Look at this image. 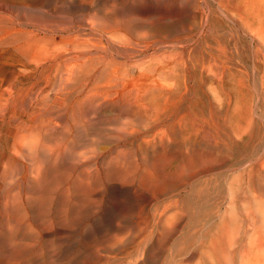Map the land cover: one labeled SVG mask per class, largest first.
Wrapping results in <instances>:
<instances>
[{
  "label": "rangeland",
  "instance_id": "1",
  "mask_svg": "<svg viewBox=\"0 0 264 264\" xmlns=\"http://www.w3.org/2000/svg\"><path fill=\"white\" fill-rule=\"evenodd\" d=\"M123 1L124 0H0V27H4L10 30L14 28L12 29V31L14 32L18 30H22V31L27 30L28 32L36 31V33L42 39H44L42 46H41L43 50L41 54L42 57L41 56L39 57V59L37 60V64H35L34 66H31L28 61L23 59V61L28 66L27 68L24 69L21 66H17L19 65V62H11L10 64L13 66L10 72H8L7 74V80L4 84L5 90L7 89V90L12 91L13 100H16L18 96L21 97L19 98L21 100L20 102L16 104L14 103L11 104L9 107L6 108L2 116L0 115V211H1L0 212V241H1L0 244H2L0 245V256H1L0 264H4V263L5 264H23V263L24 264H50V263L53 264L54 262H56L57 264L59 262H60L59 264H135L136 260L138 259H139V263H142L144 261V257L140 256V251L146 246H148L149 248H152L151 246H153V248L151 249L152 251L151 254L154 255L155 257L154 261L148 264H166V263H170L169 258L172 256V253L174 250L180 251L181 249H185V248L188 249L189 248L188 246H191L193 244V241L194 243H198L201 240H205L208 234L217 235L216 233H218V231H220V229L224 225L228 224L227 226L232 232L233 230H235V228L236 229L240 228V230L244 232L245 222L242 221L241 219H246L248 215V210L250 209L254 210V208L258 204H263L264 202V180H263L264 179V141H263L264 140V125H263L264 124L263 123L264 122V84H263L264 81H262L264 80L263 79L264 78V57H263L264 56V50H263L264 49V35H261V34H264V0H203V1L202 0H189V1L187 0L186 1L185 0H176V1L175 0H152V2L151 0H125L124 2ZM166 1H169V2L166 3ZM113 4H114V7H113ZM142 5L147 6V7H142ZM95 6H98V7L96 8ZM105 6L107 7L106 9H105ZM109 6L111 7V9H114L112 10V12L109 9L110 8ZM178 6L180 7V9H177L179 8ZM121 7H122V10H121ZM135 8L137 12H135ZM99 10H101V13ZM161 10L163 11L161 12ZM194 10L196 13H194ZM141 12H144V13L142 14ZM210 12H211V15H210ZM95 13H97V15ZM99 13H100V16H99ZM193 13L194 15L197 14V16L194 17ZM137 14L138 16H136ZM25 16L26 18H24ZM117 16H120V17H117ZM139 16H140V19H139ZM111 17H113V21L110 20L112 19ZM162 17L164 20L161 19ZM94 18H97V19L99 18V19L97 21L96 19L94 20ZM104 18H106V20H104ZM92 19L94 20L93 22H91ZM89 20L91 21L89 22ZM116 20H118V22ZM139 21L140 23H138ZM110 23L112 25H110ZM193 23L195 24V26ZM89 24H91L90 25L91 28L90 26H88ZM115 24H119V25H115ZM129 24H131L132 27ZM233 24H234V28H233ZM128 26L130 27L128 28ZM110 27H111V30H110ZM137 27L139 30L137 29ZM81 29L82 31H80ZM108 29L110 30V32L112 31L113 33L108 32ZM44 30L45 31L48 30V31L45 32ZM115 31L117 32L114 33ZM202 31L204 32V34ZM118 33L120 34L119 36H117ZM159 34L162 35V36L160 35L162 38L159 36ZM92 35H94L95 38L94 36L92 37ZM112 35H115V37H113ZM149 35L151 39L149 38ZM14 36H16L15 33L13 34V37ZM124 36L125 38H128V39H125ZM121 37L122 39H119ZM77 38H78V41H76ZM89 38L90 40H87ZM112 38H116V40L114 39L112 40ZM143 38L145 39L143 40ZM117 39H119V42L117 41ZM64 40H67L69 42L67 43ZM85 40L88 42L89 45L87 44ZM95 40L99 41L100 43L99 42L97 43V41ZM131 40L132 42H130ZM158 40H161V41H158ZM49 41L50 43H54V44L50 45ZM72 41H74L76 44L74 45ZM89 41H92V43ZM95 42H96V45L98 44L97 46L95 45ZM80 43L82 47L80 46ZM130 43L133 44V46ZM139 43L142 45H140ZM111 44L114 45L115 47L111 46ZM128 44L131 46H129ZM134 44L137 46L140 45L141 47L140 46L136 47ZM104 45L106 46V49ZM120 45L123 47H120ZM191 45L193 46L191 47ZM203 45L206 46V48ZM95 47L97 50H95ZM167 47H169L168 48L169 50L167 49ZM121 48L122 49L124 48V49L122 50ZM126 48L129 50H127ZM136 48L137 49L139 48V50H137ZM49 49L54 50L53 59L47 58L48 56H47L46 50H49ZM126 50H127V53L125 52ZM128 51L131 52V55L128 53ZM119 52H120V56L117 57L119 55ZM80 53H83V54H80ZM90 53L92 54V56ZM0 55L2 57H5V55H3L1 52H0ZM99 55L101 56L99 57ZM1 56H0V60H1ZM127 58H129L130 61L129 60L127 61ZM90 60H93V61L90 62ZM94 62L96 66H98V68L95 66ZM162 62H164L165 64H163ZM240 63L243 64L244 66L241 65ZM84 64H88V68H86L87 65H84ZM106 64L108 66L111 65L110 68ZM116 64L118 67L116 66ZM140 69L143 71H139ZM46 70H48V72ZM187 70L189 71L187 72ZM144 72H147V74L149 75H147ZM176 73L178 74L176 75ZM231 73L232 74L234 73L233 76H230L232 75ZM86 76H89V77H86ZM103 77H106V78H103ZM106 79L108 80V82ZM101 80L103 81V83ZM76 81L78 82L76 83ZM95 81L98 85L96 83L95 84L93 83ZM109 81H111V84ZM58 85L60 86L58 87ZM75 92H76V95H75ZM86 92L88 95L86 94ZM90 95H91V99L89 98ZM183 96H184V99L182 98ZM224 96H227V98H225ZM64 97L66 98L63 99ZM212 97L214 101H212L211 99ZM68 104L70 107H68ZM74 106L76 107L75 109H74ZM181 109L182 111L179 112ZM163 114L165 116V119H164V116L162 117ZM214 114L216 117H214ZM116 116L118 117V119H116L117 118ZM69 117H71L70 118L71 120L69 119ZM106 118L109 120H107ZM130 119L133 120L134 123ZM101 120H104V121H101ZM114 120L116 121V123ZM118 120L120 121V124ZM78 121L79 123H77ZM83 122H85V124ZM101 123L105 124L106 126L102 125ZM188 123L190 125H188ZM221 123L223 124L222 126H221ZM79 125H82L83 127ZM114 125L116 126L119 125V126L116 127ZM90 126L92 127V129L90 128ZM120 126L121 128H119ZM42 127H44V129ZM54 127L56 129H53ZM68 128L69 129L71 128L72 130L71 129L69 130ZM76 128L78 130L79 129L81 130L77 131ZM86 130L88 131L87 136L85 134L87 133ZM106 130L107 132H105ZM81 131L82 132L84 131V132L82 133ZM121 131H125V132H121ZM108 132L110 133L107 136H105ZM36 133L38 135H36ZM118 133L120 134L121 138L119 137ZM102 135L105 136L106 138L105 137L102 138ZM73 136H74V139H73ZM88 136H91V137H88ZM45 137L48 138L49 140H47ZM29 138L31 139V141H33V144L31 143V141H29L30 140ZM45 139L47 140L46 142H44ZM108 139L109 140L113 139V140L109 141ZM94 140H96V142ZM84 141H85L84 144L81 143ZM103 142H105L106 144L108 142V144L107 145L103 144ZM116 142L119 144L116 145ZM227 142H229L230 144ZM26 143L28 144V147H30L29 149ZM43 143L45 145L48 144V146H45ZM68 143L70 145H68ZM87 143L89 146H87ZM37 144H39L40 146ZM75 144L76 145L78 144V145L75 147L74 146ZM68 146H71V147L69 148ZM91 146L94 151L96 150L95 152L91 150ZM47 147L51 151L46 150L48 149ZM204 147L206 149H204ZM42 148L43 149L45 148V150H41ZM70 149L72 151H70ZM99 149L101 151H99ZM226 149H228V151ZM23 150H25V153H27L28 155L25 154ZM230 150H233V151L230 152ZM48 151L50 152V154L48 153ZM81 151H83L85 155H83L84 153H82ZM90 151H92L93 154ZM198 152H201L203 154L202 155L201 153L198 154ZM46 153H48L49 155H47ZM56 154H57V157H56ZM34 155H36L37 159L34 157ZM42 155H45V156H42ZM53 155L56 157V159ZM207 155L209 156L207 157ZM214 155L219 158L215 157ZM58 156L60 157V159L58 158ZM146 156L147 158H145ZM148 156H149V159L151 157L150 160L148 159ZM223 156L224 158H222ZM251 156L252 157L254 156V157L252 158ZM23 157L24 159H27V158L28 159L24 160ZM29 157L30 159L33 158V160H30ZM41 157L42 159H45V160H42ZM119 157L122 159H120ZM211 157L213 159L210 160ZM57 158L59 160H57ZM63 158L64 160L66 158V161L62 162ZM133 158H135V161L132 160ZM216 158L218 161L215 162L214 159ZM77 159H78V162H80L81 160L82 161L78 163ZM110 160L112 161L113 166L115 165V167L112 166ZM130 160H132V162H130ZM71 161L74 163H72ZM31 162L32 163L34 162V165ZM65 162L67 163L65 164ZM108 162H110V164H108ZM113 162L116 164H114ZM26 163H29V165ZM53 163H55L54 166H53ZM17 164H19L18 167H17ZM45 166L46 167L48 166V167L46 168ZM74 168H77V169H74ZM142 169H143V172H142ZM86 170L87 171L90 170L91 172L89 171L87 172ZM20 173L21 175H19ZM43 173L45 175H43ZM46 174L48 176H46ZM40 176H42V178ZM184 176L186 177L184 178ZM13 177L15 179H13ZM99 177H102V178H99ZM107 177H108V180L105 179ZM137 177H138V180H137ZM28 178H30L29 180H31V182L28 181ZM77 178L78 180H76ZM15 180H17V183ZM83 181L84 182L86 181L85 184ZM34 182H36L37 184H35ZM63 183H65L64 184L65 188L62 185ZM16 184L17 186L19 184L20 185L17 187ZM75 184L77 186H75ZM34 185H36V187L38 186V188H33L35 187ZM49 185L51 186V188L49 187ZM125 185L129 187H126ZM81 186L85 189V191L82 189ZM114 186H115V189H114ZM14 187H17V188H14ZM39 187L41 189H39ZM8 188L11 189V191L14 190L13 193ZM48 188L49 190H52V192L46 190ZM101 189L103 190L101 191ZM124 189H126V191ZM4 191L7 193L5 194ZM15 191L19 192L20 195L19 193L17 194L14 193ZM54 191L56 192V196H55ZM110 191L114 193L112 194V192ZM186 191L188 193H186ZM41 192L43 195L41 194ZM257 192H259L260 194ZM29 193H30V196H28ZM115 193L117 195H115ZM11 194L13 195V197ZM14 194L15 196L17 195L16 197L18 198H15ZM101 194L103 195L101 196ZM108 195L109 197H107ZM113 195H114V198H112ZM39 196H41L40 199H39ZM49 196L50 197L54 196V198H48ZM43 197L47 202L45 200L41 201L43 200L42 199ZM127 197H129V199H127ZM8 198H11V199H8ZM138 198L143 200V202L141 200H138ZM25 199H27L28 201L27 200L25 201ZM64 199L66 200V202ZM100 199H102V201H100ZM17 201L19 203H17ZM35 201H37L38 203H36ZM53 201L55 203L58 201L60 202L53 204L54 203ZM120 201L121 202L123 201V202L121 203ZM129 201L131 202L134 201V203L132 202L133 204L130 205L131 202ZM255 201L257 203H255ZM33 202H34V205H33ZM48 202H49L50 210L51 208H53L51 212L47 205ZM139 202L141 203L138 205L137 203ZM44 203L46 206L44 205ZM73 203H76L77 205ZM87 203H89V205ZM109 203L111 204L113 203V204L111 205ZM15 204L16 205L20 204L19 205L20 207L16 206ZM28 204L30 205L29 209L27 208ZM39 205H41V207H39ZM172 205H175L178 207V210H176L177 214L175 217V221H176L175 224L177 226L175 225V228H174L175 230L173 229V232H170L168 228L166 229V227H168L167 226L168 222L166 223L167 219L164 220L165 218H167V215H165L164 212L165 210H167L168 206H172ZM32 206L33 208L35 206L34 212H33ZM36 206L38 207L36 208ZM91 206H93V208ZM94 206H96V209ZM1 207H4V208H1ZM19 208L24 211L22 212V210H20ZM31 208H32V211H31ZM82 208L83 210H81ZM54 209L57 210L58 212V213L56 212L57 215L55 213L56 210L54 211ZM73 209H74V212H73ZM77 209H79L81 212ZM86 209L88 210L86 211ZM108 209L109 211H107ZM18 210L21 213H23V215H20V212H18ZM25 211L26 212L30 211V213L29 212L26 213ZM65 211L66 213H64ZM103 211H106V212H103ZM116 211H118L119 213H117ZM238 211L241 214H239ZM24 212L28 215L24 214ZM68 212L71 214V216L70 214H68ZM96 212L97 213L99 212V213L97 214ZM33 213H35V215ZM103 213L105 214L103 215ZM106 213L110 214L108 217H111V218H108L106 216L108 214ZM5 214H8V215H5ZM15 215L17 217H15ZM50 215L53 220L51 218H48V216ZM26 216L31 220H29ZM42 216L46 218L45 219L46 221L44 220ZM57 216H58V219L56 218ZM3 218L4 220H2ZM26 218L28 220H25ZM33 218L35 219L33 220ZM65 218L67 222L66 221L64 222ZM85 218H86V221H84ZM19 219L20 221H17ZM48 219H49V223L53 221L52 224L57 221L55 223V226L57 225L59 227H55L54 224L53 225L49 224L47 221ZM151 219L154 221V223L151 222L152 221ZM7 220L9 221L7 222ZM100 220L102 221L100 222ZM158 220L163 221L162 224ZM22 221H25V224ZM229 221L231 222L229 223ZM237 221L238 223H236ZM35 222L36 223L38 222L39 226H38V223L36 224ZM138 222L139 223L141 222L143 225L141 223L139 224ZM58 223L60 225H58ZM99 223L100 225H98ZM156 223L159 225H157ZM31 224H33L34 227ZM108 224L110 226H108ZM121 224H123L124 226ZM130 224H132V226ZM70 225H72L73 227ZM76 225L77 227H75ZM248 225H250V223H248ZM82 226L83 228H81ZM127 226L128 228H126ZM15 227L16 228L19 227V230L17 229L16 233L15 231H13L16 229ZM148 227L150 230L148 229ZM24 228L25 229L27 228V229L25 230ZM30 228L33 229V230L31 229L33 232L30 230ZM42 228H43V231L41 230ZM76 228L77 230H75ZM73 229L75 230V234H74ZM54 230L58 232H55ZM87 230L88 231L91 230V231L85 232ZM151 230H154L153 235H152ZM18 231H20V233ZM78 231L79 232L81 231V232L79 233ZM94 231L95 233H93ZM149 231H150V234H148ZM23 232H24V235L26 232H28L30 236L27 233H26L27 236H24ZM82 232L85 234H83ZM141 233H143V235ZM155 233L156 234L158 233L157 236ZM16 234H19V235H16ZM15 235L16 237H14ZM31 235H33L35 239ZM40 235H42L43 238ZM69 235L71 238L68 237ZM95 235L98 238L95 237ZM118 235L120 238L117 237ZM146 235L148 236V238H146L147 237ZM166 235L167 237L168 236L169 237L167 238ZM130 236L131 238H129ZM152 236H154V238ZM6 237L8 238L5 239ZM50 237L52 238L49 239ZM64 237L66 240L64 239ZM108 237L111 239L109 240ZM170 237H174V239L176 240L178 238L177 242L179 244L176 243L175 246L173 245L170 246L171 245L170 244L171 241L169 240ZM43 239L45 242L43 241ZM53 239L54 240L56 239L55 242H57L58 240V242L55 243ZM91 239L94 241L92 242ZM149 239H151V241ZM152 239L154 242H152ZM165 239L166 241H164ZM50 240L51 241L53 240L52 242L53 244L50 243L51 242ZM157 240L159 244L157 243ZM13 241L15 243L14 245H12ZM38 241H39V244H38ZM68 241L71 245L68 243ZM112 241L113 242L115 241V242L112 243ZM169 241L170 243L167 244L166 242H169ZM184 241L186 242V244H184L185 243ZM102 242H105V244ZM9 243L11 245H9ZM61 243H63V245ZM79 243H80V246H79ZM134 243L136 244V246ZM114 244H116L117 246ZM148 244L149 245L151 244V245L149 246ZM161 244H163L165 248ZM177 245H181V246L179 247ZM38 246H40V248ZM31 247L34 249V251ZM118 247H121V248L119 249ZM18 248L21 250L19 251ZM24 248L25 250L23 251ZM52 248L54 250H52ZM13 249H15L16 251H13ZM61 249L62 251L64 249L66 250L62 252ZM154 249H156V251H154ZM28 251L32 252L35 256L31 254L32 258L30 259L29 258L30 254H28L30 252ZM41 251L42 253L40 254ZM9 252L11 253L12 256L10 255ZM69 252H70V255H69ZM80 252H83V253H80ZM12 253L15 254L16 255L15 257L17 258H14ZM46 253H47V256H46ZM64 254L67 256V258ZM76 254L77 256L79 255L78 256L79 258L76 257ZM162 254H164L165 257L162 256ZM24 255L26 256V258H24L25 257ZM50 255H52L53 257H51ZM71 255L72 256L74 255V256L72 257ZM10 257H12L13 259ZM43 257L46 258V260ZM27 259L28 260L30 259L29 262ZM120 259H123V260H120ZM51 260L54 262H52ZM187 263L189 262L186 261V264Z\"/></svg>",
  "mask_w": 264,
  "mask_h": 264
},
{
  "label": "bare ground",
  "instance_id": "2",
  "mask_svg": "<svg viewBox=\"0 0 264 264\" xmlns=\"http://www.w3.org/2000/svg\"><path fill=\"white\" fill-rule=\"evenodd\" d=\"M125 1V0H124ZM123 1V2H124ZM176 1V0H175ZM186 1V0H185ZM187 1H189V0H187ZM203 1V0H202ZM106 2V1H105ZM133 2V1H132ZM142 2V1H141ZM149 2V1H148ZM151 2H152V0H151ZM167 2H169V1H166V3ZM170 2H172V1H170ZM191 2H193V1H191ZM210 2V1H209ZM212 2V1H211ZM56 3V2H55ZM113 3V2H112ZM112 3H110V4H112ZM135 3V2H134ZM150 3V2H149ZM164 3V2H163ZM177 3H178V1H177ZM110 4H108V5H110ZM148 4V3H147ZM146 4V5H147ZM171 4V3H170ZM175 4H176V2H175ZM192 4V3H191ZM190 4V5H191ZM205 4V3H204ZM212 4V3H211ZM20 5V4H19ZM103 5V4H102ZM126 5H128V4H126ZM144 5V4H143ZM142 5V7H147V6H143ZM164 5V4H163ZM186 5V4H185ZM90 6V5H89ZM118 6V5H117ZM116 6V7H117ZM121 6V5H120ZM152 6V5H151ZM157 6V5H156ZM159 6V5H158ZM161 6V5H160ZM184 6V5H183ZM182 6V7H183ZM212 6V5H211ZM210 6V7H211ZM88 7V6H87ZM96 8L98 7V6H95ZM110 7V6H109ZM113 7H114V4H113ZM127 7V6H126ZM179 7V6H178ZM185 7V6H184ZM188 7V6H187ZM194 7V6H193ZM209 7V8H210ZM213 7V6H212ZM85 8V7H84ZM89 8V7H88ZM107 7L105 6V9H106ZM161 8V7H160ZM168 8V7H167ZM170 8V7H169ZM174 8H176V7H174ZM219 8V7H218ZM22 9V8H21ZM100 9V8H99ZM103 9V8H102ZM104 9V10H105ZM110 10H111V12H112V10H114V9H111V7L109 8ZM171 9V8H170ZM177 9H180V7L179 8H177ZM220 9V8H219ZM72 10V9H71ZM95 10V9H94ZM118 10V9H117ZM120 10V9H119ZM121 10H122V7H121ZM159 10V9H158ZM205 10H206V8H205ZM55 11V10H54ZM100 11V13H101V10H99ZM107 11H109V10H107ZM129 11V10H128ZM154 11V10H153ZM157 11V10H156ZM163 10H161V12H162ZM181 11V10H180ZM44 12V11H43ZM73 12V11H72ZM116 12V11H115ZM115 12H114V14H115ZM132 12V11H131ZM135 12H137V10H136V8H135ZM139 12V11H138ZM160 12V13H161ZM190 12H192V11H190ZM189 12V13H190ZM41 13V12H40ZM100 13H99V16H100ZM103 13H104V11H103ZM102 13V14H103ZM118 13H120V12H118ZM130 13V12H129ZM128 13V14H129ZM142 14L144 13V12H141ZM150 13V12H149ZM151 13H152V11H151ZM165 13V12H164ZM168 13V12H167ZM186 13V12H185ZM194 13H196L195 12V10H194ZM194 13H193V15H194ZM46 14H47V12H46ZM87 14V13H86ZM96 15H97V13H95ZM101 14V15H102ZM109 14V13H108ZM128 14H127V16H128ZM170 14V13H169ZM182 14V13H181ZM92 15V14H91ZM110 15V14H109ZM117 15V14H116ZM122 15V14H121ZM145 15V14H144ZM155 15V14H154ZM186 15V14H185ZM210 15H211V12H210ZM16 16V15H15ZM93 16H95V15H93ZM105 16V15H104ZM103 16V17H104ZM111 16V15H110ZM113 16V15H112ZM136 16H138V14L136 15ZM195 16H197V14L196 15H194V17ZM90 17V16H89ZM109 17V16H108ZM117 17H120V16H117ZM150 17V16H149ZM156 17V16H155ZM159 17V16H158ZM205 17H206V15H205ZM24 18H26V16L24 17ZM58 18V17H57ZM92 18V17H91ZM112 19H110V20H112L113 21V17H111ZM137 18V17H136ZM144 18V17H143ZM157 18V17H156ZM170 18V17H169ZM171 18H172V16H171ZM186 18H188V17H186ZM59 19H61V18H59ZM97 20L98 21V19L97 18H94V20ZM117 19V18H116ZM118 19H120V18H118ZM123 19H125V18H123ZM122 19V20H123ZM131 19V18H130ZM139 19H140V16H139ZM151 19V18H150ZM149 19V20H150ZM161 19H163V17L161 18ZM199 19V18H198ZM26 20V19H25ZM80 20H82V19H80ZM93 19H92V21L91 20H89V22L91 21V22H93L94 21ZM100 20H101V18H100ZM104 20H106V18H104ZM143 20V19H142ZM147 20V19H146ZM152 20V19H151ZM155 20V19H154ZM160 20V19H159ZM158 20V21H159ZM164 20V19H163ZM163 20H162V22H163ZM166 20V19H165ZM191 20H193V19H191ZM195 20V19H194ZM208 20V19H207ZM23 21V20H22ZM69 21H71V20H69ZM109 21V20H108ZM117 22H118V20H116ZM121 21V20H120ZM131 21H133V20H131ZM145 21V20H144ZM174 21V20H173ZM227 21H228V19H227ZM77 22V21H76ZM114 22H115V20H114ZM113 22V23H114ZM124 22V21H123ZM130 22V21H129ZM161 22V21H160ZM161 22V23H162ZM170 22V21H169ZM194 22V21H193ZM198 22V21H197ZM209 22V21H208ZM70 23V22H69ZM103 23V22H102ZM127 23V22H126ZM138 23H140V21L138 22ZM151 23H152V21H151ZM156 23H157V21H156ZM165 23V22H164ZM173 23V22H172ZM25 24V23H24ZM72 24V23H71ZM85 24V23H84ZM97 24H99V23H97ZM105 24V23H104ZM128 24V23H127ZM155 24V23H154ZM194 24V23H193ZM193 24H192V26H193ZM12 25V24H11ZM22 25V24H21ZM31 25V24H30ZM77 25V24H76ZM91 24H89L88 26H90ZM102 25V24H101ZM110 25H112L111 23H110ZM114 25V24H113ZM115 25H119V24H115ZM121 25V24H120ZM130 26H131V24H129ZM133 25V24H132ZM156 25V24H155ZM182 25V24H181ZM14 26V25H13ZM28 26V25H27ZM32 26V25H31ZM93 26H95V25H93ZM130 26H128V28L130 27ZM139 26V25H138ZM148 26V25H147ZM183 26H185V25H183ZM194 26H195V24H194ZM26 27V26H25ZM34 27V26H33ZM36 27H38V26H36ZM42 27V26H41ZM97 27V26H96ZM96 27H94V28H96ZM114 27V26H113ZM112 27V28H113ZM117 27V26H116ZM122 27V26H121ZM132 27V26H131ZM188 27V26H187ZM197 27V26H196ZM32 28V27H31ZM90 28H91V26H90ZM100 28V27H99ZM118 28V27H117ZM117 28H115V29H117ZM140 28V27H139ZM194 28V27H193ZM199 28H200V26H199ZM233 28H234V24H233ZM12 29H14V28H12ZM12 29L10 30V29H6V28H4V27H0V52L3 54V55H5V57H2L1 55V60H0V115L2 116V114L5 112V110H6V108L7 107H9L11 104H16V103H18V102H20V100L21 99H19V98H21V97H17L16 98V100H13V97H12V91L11 90H5L4 89V84H5V82H6V80H7V74H8V72H10V70H11V68H12V66L13 65H11L10 63L11 62H19V65H17V66H21L22 68H27L28 66L26 65V63L23 61V59H25L26 61H28L29 63H30V65L31 66H34L35 64H37V60L39 59V57L41 56V54H42V52H43V50H42V48H41V46H42V43H43V41H44V39H42L37 33H36V31H32V32H28L27 30L26 31H22V30H18V31H16V32H14V31H12ZM15 29H17V28H15ZM46 29H47V27H46ZM77 29V28H76ZM131 29V28H130ZM129 29V30H130ZM137 29H138V27H137ZM143 29V28H142ZM142 29H140V30H142ZM202 29V28H201ZM96 30V29H95ZM110 30H111V27H110ZM110 30L108 29V32H110ZM113 30V29H112ZM135 30V29H134ZM139 30V29H138ZM178 30V29H177ZM180 30V29H179ZM200 30V29H199ZM45 31V30H44ZM48 31V30H47ZM47 31H45V32H47ZM80 31H82V29L80 30ZM85 31V30H84ZM119 31V30H118ZM183 31V30H182ZM181 31V32H182ZM197 31V30H196ZM237 31V30H236ZM262 31V30H261ZM261 31H260V33H261ZM55 32V31H54ZM101 32V31H100ZM117 31H115L114 33H116ZM120 32V31H119ZM136 32H137V30H136ZM142 32V31H141ZM176 32V31H175ZM184 32V31H183ZM203 32V31H202ZM15 33V35L16 36H14L13 37V34ZM66 33V32H65ZM73 33V32H72ZM92 33V32H91ZM104 33V32H103ZM110 33H113L112 31L110 32ZM110 33H109V35H110ZM128 33V32H127ZM139 33H140V31H139ZM237 33V32H236ZM263 33V32H262ZM101 34V33H100ZM142 34V33H141ZM175 34V33H174ZM173 34V35H174ZM202 34V33H201ZM203 34H204V32H203ZM89 35H90V33H89ZM120 34L118 33V35L117 36H119ZM127 35V34H126ZM138 35V34H137ZM161 34H159V36H160ZM187 35V34H186ZM223 35V34H222ZM233 35V34H232ZM261 35H264V34H261ZM52 36H54V35H52ZM94 35H92V37H93ZM95 36H96V34H95ZM95 36H94V38H95ZM98 36V35H97ZM113 37H115V35H112ZM112 36H110V37H112ZM129 36V35H128ZM152 36V35H151ZM156 36V35H155ZM154 36V37H155ZM162 36V35H161ZM160 36V37H161ZM175 36V35H174ZM182 36V35H181ZM203 36V35H202ZM201 36V37H202ZM206 36V35H205ZM226 36V35H225ZM228 36V35H227ZM235 36V35H234ZM243 36V35H242ZM108 37V36H107ZM109 37V38H110ZM148 37V36H147ZM146 37V38H147ZM157 37V36H156ZM173 37V36H172ZM222 37H224V36H222ZM246 37V36H245ZM94 38H92V39H94ZM99 38H100V36H99ZM103 38V37H102ZM116 38H118V37H116ZM116 38H112V40L114 39V40H116ZM124 38H125V36H124ZM149 38H150V35H149ZM148 38V39H149ZM158 38V37H157ZM162 38V37H161ZM235 38V37H234ZM243 38V37H242ZM249 38V37H248ZM80 39V38H79ZM85 39V38H84ZM91 39V40H92ZM98 39V38H97ZM119 39H122V37L121 38H119ZM119 39H117V41L119 42ZM125 39H128V38H125ZM133 39V38H132ZM138 39V38H137ZM142 39V38H141ZM145 38H143V40H144ZM147 39V40H148ZM151 39V38H150ZM155 39V38H154ZM169 39H171V38H169ZM87 40H90V38L89 39H87ZM100 40H101V38H100ZM104 40V39H103ZM136 40V39H135ZM139 40V39H138ZM167 40V39H166ZM188 40V39H187ZM221 40V39H220ZM252 40V39H251ZM65 42H69V41H67V40H64ZM76 41H78V38H77V40ZM80 41V40H79ZM86 41V40H85ZM85 41H84V43H85ZM95 41H97V40H95ZM116 41V42H117ZM134 41V40H133ZM158 41H161V40H158ZM193 41V40H192ZM197 41V40H196ZM73 43H74V45L76 44L74 41H72ZM81 42V41H80ZM87 42V41H86ZM89 42H91L92 43V41H89ZM99 41H97V43H98ZM102 42V41H101ZM110 42V41H109ZM115 42V41H114ZM126 42V41H125ZM130 42H132V40L130 41ZM188 42V41H187ZM203 42V41H202ZM208 42V41H207ZM225 42H227V41H225ZM90 43V44H91ZM94 43V42H93ZM100 43V42H99ZM111 43V42H110ZM120 43H122V42H120ZM128 43V42H127ZM156 43H157V41H156ZM155 43V44H156ZM183 43V42H182ZM189 43V42H188ZM195 43V42H194ZM237 43V42H236ZM49 44L51 45V44H54V43H50V41H49ZM49 44H47V45H49ZM87 44H88V42H87ZM102 44V43H101ZM104 44V43H103ZM113 44V43H112ZM111 44V46H114V45H112ZM131 44V43H130ZM140 44V43H139ZM159 44V43H158ZM184 44V43H183ZM190 44V43H189ZM188 44V45H189ZM46 45V46H47ZM89 45V44H88ZM95 45H96V42H95ZM98 45V44H97ZM96 45V46H97ZM116 45V44H115ZM129 45V44H128ZM132 46H133V44H131ZM131 45H129V46H131ZM135 45V44H134ZM140 45H142V44H140ZM140 45H138V46H140ZM169 45H171V44H169ZM180 45V44H179ZM194 45V44H193ZM193 45H191V47L193 46ZM217 45V44H216ZM80 46H81V43H80ZM105 46V45H104ZM136 47H138L137 45H135ZM134 46V47H135ZM154 46V45H153ZM181 46V45H180ZM180 46H179V48H180ZM204 46V45H203ZM235 46H236V44H235ZM78 47H79V45H78ZM82 47V46H81ZM83 47H84V45H83ZM100 47V46H99ZM115 47V46H114ZM120 47H123V46H121L120 45ZM120 47H118V48H120ZM141 47V46H140ZM164 47V46H163ZM183 47H185V46H183ZM190 47V48H191ZM205 48H206V46H204ZM210 47V46H209ZM208 47V48H209ZM262 47V46H261ZM52 48V47H51ZM67 48V47H66ZM87 48V47H86ZM91 48V47H90ZM94 48V47H93ZM117 48V49H118ZM130 48V47H129ZM132 48V47H131ZM169 47H167V49H168ZM188 48H189V46H188ZM187 48V49H188ZM212 48V47H211ZM257 48V47H256ZM105 49H106V46H105ZM115 49V48H114ZM122 49V48H121ZM124 49V48H123ZM122 49V50H123ZM127 49V48H126ZM137 49V48H136ZM140 49H142V48H140ZM148 49V48H147ZM166 49V50H167ZM236 49V48H235ZM254 49V48H253ZM259 49V48H258ZM95 50H97L96 49V47H95ZM111 50V49H110ZM119 50V49H118ZM127 50H129V49H127ZM127 50L125 51L126 53H127ZM131 50V49H130ZM137 50H139V48L137 49ZM158 50V49H157ZM160 50V49H159ZM163 50V49H162ZM169 50V49H168ZM172 50V49H171ZM264 50V49H263ZM79 51V50H78ZM112 51V50H111ZM142 51V50H141ZM175 51H177V50H175ZM80 52V51H79ZM99 52V51H98ZM133 52V51H132ZM140 52V51H139ZM139 52H137V53H139ZM154 52V51H153ZM152 52V53H153ZM181 52V51H180ZM9 53V54H8ZM46 53H47V58H51V59H53V56H54V50H51V49H49V50H46ZM128 53L131 55V52L130 51H128ZM151 53V54H152ZM236 53H237V51H236ZM253 53V52H252ZM80 54H83V53H80ZM86 54V53H85ZM91 54V53H90ZM186 54V53H185ZM184 54V55H185ZM94 55V54H93ZM133 55V54H132ZM142 55V54H141ZM237 55H238V53H237ZM261 55V54H260ZM6 56H7V58H6ZM59 56V55H58ZM77 56V55H76ZM79 56V55H78ZM87 56V55H86ZM91 56H92V54H91ZM101 55H99V57H100ZM120 56V52H119V55L117 56V57H119ZM140 56V55H139ZM147 56V55H146ZM145 56V57H146ZM42 57V56H41ZM84 57V56H83ZM94 57V56H93ZM114 57V56H113ZM112 57V58H113ZM116 57V58H117ZM142 57V56H141ZM145 57H143V58H145ZM264 57V56H263ZM46 58V57H45ZM64 58V57H63ZM111 58V59H112ZM124 58H126V57H124ZM135 58V57H134ZM140 58V57H139ZM142 58V59H143ZM141 59V60H142ZM217 59H219V58H217ZM216 59V60H217ZM238 59V58H237ZM240 59V58H239ZM62 60V59H61ZM81 60V59H80ZM83 60V59H82ZM118 60V59H117ZM129 60V58H127V61ZM175 60V59H174ZM173 60V61H174ZM91 61H93V60H90V62ZM126 61V62H127ZM130 61V60H129ZM262 61V60H261ZM63 62V61H62ZM89 62V61H88ZM123 62V61H122ZM167 62V61H166ZM171 62V61H170ZM175 62V61H174ZM241 62V61H240ZM46 63V62H45ZM128 63H130V62H128ZM163 64H165L164 62H162ZM169 63V62H168ZM185 63V62H184ZM89 64V63H88ZM88 64H84V65H87V67L86 68H88ZM94 64H95V62H94ZM103 64V63H102ZM170 64V63H169ZM241 64V63H240ZM46 65V64H45ZM107 65V64H106ZM160 65H162V64H160ZM168 65V64H167ZM166 65V66H167ZM241 65H243V64H241ZM16 66V67H17ZM47 66V65H46ZM68 66V65H67ZM94 66V65H93ZM95 66H96V64H95ZM105 66V65H104ZM108 66V65H107ZM111 66V65H110ZM110 66H108L109 68H110ZM114 66H115V64H114ZM116 66H117V64H116ZM244 66V65H243ZM49 67V66H48ZM47 67V68H48ZM59 67V66H58ZM92 67V66H91ZM97 68H98V66H96ZM118 67V66H117ZM122 67V66H121ZM171 67H173V66H171ZM85 68V69H86ZM109 68H108V70H109ZM114 68H116V67H114ZM131 68V67H130ZM163 68H164V66H163ZM169 68V67H168ZM234 68V67H233ZM250 68V67H249ZM248 68V69H249ZM43 69V68H42ZM54 69V68H53ZM60 69V68H59ZM142 69V68H141ZM139 70V71H143V70ZM57 70V69H56ZM79 70V69H78ZM92 70H93V68H92ZM116 70V69H115ZM174 70V69H173ZM26 71V70H25ZM33 71V70H32ZM35 71V70H34ZM45 71V70H44ZM47 72H48V70H46ZM77 71V70H76ZM189 70H187V72H188ZM247 71H249V70H247ZM24 72V71H23ZM82 72V71H81ZM84 72V71H83ZM86 72V71H85ZM93 72V71H92ZM117 72V71H116ZM171 72V71H170ZM174 72V71H173ZM244 72V71H243ZM41 73H43V72H41ZM89 73H90V71H89ZM88 73V74H89ZM94 73H95V71H94ZM96 73H97V71H96ZM101 73V72H100ZM130 73V72H129ZM144 73H146L147 74V72H144ZM159 73V72H158ZM165 73H167V72H165ZM245 73V72H244ZM29 74V73H28ZM60 74H62V73H60ZM78 74V73H77ZM120 74V73H119ZM143 74V73H142ZM175 74V73H174ZM178 73H176V75H177ZM224 74V73H223ZM232 74V73H231ZM234 74V73H233ZM233 74L232 75H230V76H233ZM249 74V73H248ZM80 75H82V74H80ZM108 75V74H107ZM111 75V74H110ZM147 75H149V74H147ZM238 75V74H237ZM30 76V75H29ZM33 76V75H32ZM43 76V75H42ZM46 76V75H45ZM51 76V75H50ZM103 76H105V75H103ZM241 76H242V74H241ZM241 76H240V78H241ZM246 76V75H245ZM41 77V76H40ZM79 77V76H78ZM82 77V76H81ZM86 77H89V76H86ZM92 77H93V75H92ZM97 77V76H96ZM107 77V76H106ZM106 77H103V78H106ZM116 77V76H115ZM223 77H224V75H223ZM52 78V77H51ZM137 78V77H136ZM150 78V77H149ZM40 79V78H39ZM48 79V78H47ZM46 79V80H47ZM102 79V78H101ZM239 79V78H238ZM264 79V78H263ZM42 80V79H41ZM59 80H61V79H59ZM72 80V79H71ZM79 80H80V78H79ZM78 80V81H79ZM85 80V79H84ZM107 80V79H106ZM113 80V79H112ZM111 80V81H112ZM166 80V79H165ZM165 80H164V82H165ZM193 80V79H192ZM69 81V80H68ZM78 81H76V83L78 82ZM83 81V80H82ZM102 81V80H101ZM111 81H109L110 82V84H111ZM257 81V80H256ZM262 81H264V80H262ZM41 82V81H40ZM98 82V81H97ZM107 82H108V80H107ZM154 82V81H153ZM156 82V81H155ZM167 82V81H166ZM192 82V81H191ZM48 83V82H47ZM46 83V84H47ZM94 84L96 83V81L95 82H93ZM102 83H103V81H102ZM115 83V82H114ZM170 83V82H169ZM59 84V83H58ZM97 84V83H96ZM105 84V83H104ZM257 84V83H256ZM264 84V83H263ZM65 85V84H64ZM98 85V84H97ZM96 85V86H97ZM107 85V84H106ZM132 85V84H131ZM224 85V84H223ZM259 85V84H258ZM257 85V86H258ZM60 85H58V87H59ZM66 86V85H65ZM71 86H73V85H71ZM70 86V87H71ZM100 86V85H99ZM63 87V86H62ZM82 87V86H81ZM105 87H107V86H105ZM251 87V86H250ZM256 87V86H255ZM261 87V86H260ZM34 88V87H33ZM41 88V87H40ZM97 88V87H96ZM111 88V87H110ZM224 88V87H223ZM72 89V88H71ZM222 89V88H221ZM263 89V88H262ZM57 90V89H56ZM73 90H75V89H73ZM98 90V89H97ZM121 90V89H120ZM187 90V89H186ZM32 91V90H31ZM68 91V90H67ZM109 91V90H108ZM33 92V91H32ZM54 92V91H53ZM66 92V91H65ZM70 92V91H69ZM79 92V91H78ZM82 92V91H81ZM124 92V91H123ZM201 92V91H200ZM199 92V93H200ZM223 92V91H222ZM34 93V92H33ZM198 93V92H197ZM18 94V93H17ZM20 94V93H19ZM32 94V93H31ZM38 94V93H37ZM86 94H87V92H86ZM85 94V95H86ZM101 94V93H100ZM99 94V95H100ZM192 94V93H191ZM190 94V95H191ZM210 94V93H209ZM258 94V93H257ZM7 95H8V97H7ZM26 95H27V93H26ZM41 95V94H40ZM75 95H76V92H75ZM88 95V94H87ZM108 95H109V93H108ZM195 95V94H194ZM226 95V94H225ZM261 95V94H260ZM16 96V95H15ZM31 96V95H30ZM56 96V95H55ZM210 96V95H209ZM71 97H73V96H71ZM79 97V96H78ZM107 97V96H106ZM188 97H190V96H188ZM196 97V96H195ZM225 98H227V96H224ZM259 97V96H258ZM30 98V97H29ZM38 98V97H37ZM41 98V97H40ZM43 98V97H42ZM66 97H64L63 99H65ZM69 98V97H68ZM90 99H91V95H90V97H89ZM183 99H184V96L182 97ZM81 99H83V98H81ZM100 99V98H99ZM212 99V101H214L213 100V97L211 98ZM71 100V99H70ZM97 100V99H96ZM95 100V101H96ZM193 100V99H192ZM46 101V100H45ZM77 101V100H76ZM75 101V102H76ZM86 101V100H85ZM99 101V100H98ZM211 101V100H210ZM210 101H209V103H210ZM232 101V100H231ZM25 102V101H24ZM23 102V103H24ZM199 102V101H198ZM5 103H6V105H5ZM68 103V102H67ZM71 103V102H70ZM77 103V102H76ZM99 103V102H98ZM207 103V102H206ZM29 104V103H28ZM34 104V103H33ZM45 104V103H44ZM49 104H50V102H49ZM80 104V103H79ZM87 104V103H86ZM89 104V103H88ZM93 104V103H92ZM95 104V103H94ZM24 105V104H23ZM22 105V106H23ZM48 105V104H47ZM57 105V104H56ZM55 105V106H56ZM84 105V104H83ZM208 105V104H207ZM19 106H20V104H19ZM25 106H26V104H25ZM31 106V105H30ZM48 107V106H47ZM57 107V106H56ZM68 107H70L69 106V104H68ZM87 107V106H86ZM181 107V106H180ZM63 108H65V107H63ZM76 107L74 106V109H75ZM97 108V107H96ZM99 108H100V106H99ZM50 109H52V108H50ZM61 109V108H60ZM109 109V108H108ZM216 109V108H215ZM21 110H22V108H21ZM67 110H68V108H67ZM90 110H92V109H90ZM96 110V109H95ZM98 110V109H97ZM27 111V110H26ZM33 111V110H32ZM101 111V110H100ZM105 111H106V109H105ZM109 111V110H108ZM134 111V110H133ZM182 111V109L179 111V112H181ZM40 112V111H39ZM44 112V111H43ZM43 112H41V113H43ZM130 112V111H129ZM191 112V111H190ZM219 112V111H218ZM225 112V111H224ZM223 112V113H224ZM61 113H62V111H61ZM95 113H97V112H95ZM99 113V112H98ZM101 113V112H100ZM111 113V112H110ZM166 113V112H165ZM164 113V114H165ZM229 113V112H228ZM68 114V113H67ZM81 114V113H80ZM92 114V113H91ZM93 114H94V112H93ZM125 114V113H124ZM130 114V113H129ZM128 114V115H129ZM164 114L162 115V117L164 116ZM167 114V113H166ZM190 114V113H189ZM196 114V113H195ZM69 115V114H68ZM178 115V114H177ZM176 115V116H177ZM217 115V114H216ZM222 115V114H221ZM32 116V115H31ZM43 116V115H42ZM64 116V115H63ZM75 116V115H74ZM83 116V115H82ZM92 116V115H91ZM105 116V115H104ZM130 116V115H129ZM166 116H168V115H166ZM172 116V115H171ZM57 117V116H56ZM81 117V116H80ZM86 117H87V115H86ZM101 117V116H100ZM107 117V116H106ZM117 117V116H116ZM122 117V116H121ZM132 117V116H131ZM135 117V116H134ZM161 117V118H162ZM178 117V116H177ZM187 117H189V116H187ZM194 117V116H193ZM214 117H216L215 116V114H214ZM18 118V117H17ZM55 118V117H54ZM59 118V117H58ZM64 118V117H63ZM71 117H69V119H70ZM76 118V117H75ZM113 118V117H112ZM129 118V117H128ZM37 119V118H36ZM62 119V118H61ZM107 119V118H106ZM116 119H118V117L116 118ZM119 119H120V117H119ZM126 119H127V117H126ZM164 119H165V116H164ZM172 119V118H171ZM173 119H174V117H173ZM191 119V118H190ZM31 120H33V119H31ZM35 120V119H34ZM68 120V119H67ZM71 120V119H70ZM73 120V119H72ZM85 120V119H84ZM87 120V119H86ZM93 120V119H92ZM107 120H109V119H107ZM131 120V119H130ZM136 120V119H135ZM260 120V119H259ZM24 121V120H23ZM43 121H45V120H43ZM69 121V120H68ZM82 121V120H81ZM80 121V122H81ZM99 121V120H98ZM101 121H104V120H101ZM115 121V120H114ZM119 121V120H118ZM126 121V120H125ZM132 122H133V120H131ZM171 121V120H170ZM76 122V121H75ZM88 122H89V120H88ZM88 122H86V123H88ZM97 122V121H96ZM110 122H112V121H110ZM130 122V121H129ZM48 123V122H47ZM67 123V122H66ZM77 123H79V121L77 122ZM84 124H85V122H83ZM93 123V122H92ZM100 123V122H99ZM107 123V122H106ZM115 123H116V121H115ZM122 123V122H121ZM134 123V122H133ZM191 123V122H190ZM223 123V122H222ZM221 123V126L223 125ZM262 123V122H261ZM264 123V122H263ZM60 124V123H59ZM102 125H105V124H103V123H101ZM108 124V123H107ZM110 124V123H109ZM113 124V123H112ZM119 124H120V121H119ZM126 124V123H125ZM155 124V123H154ZM170 124V123H169ZM182 124V123H181ZM229 124V123H228ZM11 125V124H10ZM54 125H56V124H54ZM90 125V124H89ZM93 125V124H92ZM130 125V124H129ZM168 125V124H167ZM171 125V124H170ZM173 125V124H172ZM188 125H190L189 123H188ZM210 125V124H209ZM219 125V124H218ZM264 125V124H263ZM19 126V125H18ZM66 126V125H65ZM79 126H82V125H79ZM99 126V125H98ZM106 126V125H105ZM110 126V125H109ZM111 126H113V125H111ZM114 126H116V125H114ZM117 126H119V125H117ZM116 126V127H117ZM161 126V125H160ZM220 126V125H219ZM15 127V126H14ZM13 127V128H14ZM20 127V126H19ZM48 127V126H47ZM83 127V126H82ZM85 127V126H84ZM172 127V126H171ZM216 127V126H215ZM228 127H229V125H228ZM43 129H44V127H42ZM87 128H88V126H87ZM90 128L92 129V127L90 126ZM113 128H115V127H113ZM119 128H121V126L119 127ZM164 128V127H163ZM49 129H51V128H49ZM53 129H56L55 127L53 128ZM69 129V128H68ZM71 129V128H70ZM69 129V130H70ZM77 129V128H76ZM75 129V130H76ZM96 129H97V127H96ZM108 129V128H107ZM117 129V128H116ZM3 130V129H2ZM46 130V129H45ZM72 130V129H71ZM79 130H81V129H79ZM78 129H77V131H79ZM88 130V129H87ZM86 130V132L87 133H85L86 134V136H87V134H88V131ZM113 130H115V129H113ZM31 131H32V129H31ZM37 131V130H36ZM47 131V130H46ZM55 131V130H54ZM77 131H76V133H77ZM110 131V130H109ZM220 131V130H219ZM82 132V131H81ZM84 132V131H83ZM82 132V133H83ZM105 132H107V130L105 131ZM112 132V131H111ZM116 132V131H115ZM119 132V131H118ZM121 132H125V131H121ZM3 133V132H2ZM31 133V132H30ZM93 133V132H92ZM103 133H104V131H103ZM110 132H108L105 136H107L108 134H109ZM117 133V132H116ZM257 133V132H256ZM68 134V133H67ZM70 134V133H69ZM119 134V133H118ZM127 134V133H126ZM140 134V133H139ZM147 134V133H146ZM221 134H223V133H221ZM228 134V133H227ZM251 134V133H250ZM249 134V135H250ZM260 134V133H259ZM3 135V134H2ZM31 135V134H30ZM36 135H38L37 133H36ZM72 135V134H71ZM79 135H81V134H79ZM91 135V134H90ZM117 135V134H116ZM115 135V136H116ZM122 135V134H121ZM123 135H124V133H123ZM249 135H247V136H249ZM254 135V134H253ZM28 136H29V134H28ZM66 136H68V135H66ZM77 136V135H76ZM105 136H103L102 135V138L103 137H105ZM113 136H114V134H113ZM228 136V135H227ZM235 136V135H234ZM2 137V136H1ZM32 137V136H31ZM34 137H36V136H34ZM39 137V136H38ZM65 137V136H64ZM81 137V136H80ZM88 137H91V136H88ZM87 137V138H88ZM117 137V136H116ZM115 137V138H116ZM119 137H120V134H119ZM229 137V136H228ZM25 138V137H24ZM40 138V137H39ZM46 138V137H45ZM67 138V137H66ZM65 138V139H66ZM106 138V137H105ZM115 138H114V140H115ZM118 138V137H117ZM121 138V137H120ZM124 138V137H123ZM133 138V137H132ZM30 139V138H29ZM38 139V138H37ZM43 139V138H42ZM47 140H49L48 138H46ZM45 139V141L44 142H46L47 140ZM68 139V138H67ZM73 139H74V136H73ZM79 139V138H78ZM81 139V138H80ZM92 139H93V137H92ZM91 139V140H92ZM127 139H128V137H127ZM219 139V138H218ZM41 140V139H40ZM44 140V139H43ZM42 140V141H43ZM56 140H57V138H56ZM59 140V139H58ZM69 140H70V138H69ZM106 140V139H105ZM109 140V139H108ZM113 140V139H112ZM112 140H109V141H112ZM222 140V139H221ZM21 141V140H20ZM29 141H31V139L29 140ZM35 141V140H34ZM37 141V140H36ZM42 141H40V142H42ZM80 141V140H79ZM95 142H96V140H94ZM99 141V140H98ZM156 141V140H155ZM233 141V140H232ZM257 141V140H256ZM264 141V140H263ZM262 141V142H263ZM24 142V141H23ZM49 142V141H48ZM60 142V141H59ZM114 142V141H113ZM31 143L33 144V141H31ZM36 143V142H35ZM50 143V142H49ZM76 143V142H75ZM80 143V142H79ZM81 143H85V141L84 142H81ZM92 143V142H91ZM227 143H229V142H227ZM27 144V143H26ZM42 144V143H41ZM44 144V143H43ZM62 144V143H61ZM60 144V145H61ZM103 144H106L105 142H103ZM107 144H108V142H107ZM106 144V145H107ZM110 144V143H109ZM117 144H119V143H117L116 142V145ZM230 144V143H229ZM234 144V143H233ZM239 144V143H238ZM25 145V144H24ZM29 145H31V144H29ZM37 145H39V144H37ZM45 145V144H44ZM68 145H70L69 143H68ZM78 145V144H77ZM76 144L74 145L75 147L77 146ZM40 146V145H39ZM45 146H48V144L47 145H45ZM81 146V145H80ZM79 146V147H80ZM83 146V145H82ZM87 146H89L88 145V143H87ZM109 146V145H108ZM145 146V145H144ZM27 147H28V144H27ZM42 147H43V145H42ZM52 147V146H51ZM61 147V146H60ZM69 148L71 147V146H68ZM74 147V148H75ZM78 147V148H79ZM95 147V146H94ZM207 147V146H206ZM220 147V146H219ZM227 147V146H226ZM24 148V147H23ZM30 147H28V149H29ZM38 148V147H37ZM48 148V147H47ZM77 148V149H78ZM107 148V147H106ZM118 148H120V147H118ZM158 148V147H157ZM161 148V147H160ZM230 148V147H229ZM71 149H73V148H71ZM70 149V151H72ZM76 149V150H77ZM204 149H206L205 147H204ZM38 150V149H37ZM41 150H45V148L43 149H41ZM46 150H49V148L48 149H46ZM91 150H93L92 149V146H91ZM148 150V149H147ZM159 150V149H158ZM164 150V149H163ZM227 151H228V149H226ZM225 150V151H226ZM24 151V153H25V150H23ZM40 151V150H39ZM38 151V152H39ZM49 151H51V150H49ZM48 151V153L50 154V152ZM94 151V150H93ZM96 151V150H95ZM94 151V152H95ZM99 151H101L100 149H99ZM121 151V150H120ZM140 151V150H139ZM160 151V150H159ZM169 151V150H168ZM231 151H233V150H230V152ZM252 151V150H251ZM28 152V151H27ZM55 152V151H54ZM58 152V151H57ZM82 153H84L83 151H81ZM87 152V151H86ZM91 153H92V151H90ZM98 152V151H97ZM124 152V151H123ZM126 152V151H125ZM133 152H135V151H133ZM143 152V151H142ZM36 153V152H35ZM48 153H46L47 155H49ZM56 153V152H55ZM106 153V152H105ZM130 153V152H129ZM161 153V152H160ZM185 153H187V152H185ZM194 153H195V151H194ZM199 153H201V152H198V154ZM222 153V152H221ZM23 154V153H22ZM25 154H27V153H25ZM65 154V153H64ZM63 154V155H64ZM72 154H74V153H72ZM76 154V153H75ZM77 154H78V152H77ZM86 154H88V153H86ZM90 154V153H89ZM93 154V153H92ZM137 154V153H136ZM147 154V153H146ZM203 153H201V155H202ZM205 154V153H204ZM215 154V153H214ZM28 155V154H27ZM26 155V156H27ZM37 155V154H36ZM36 155H34V157L36 158ZM39 155H41V154H39ZM62 155V154H61ZM70 155V154H69ZM83 155H85V153L83 154ZM148 155V154H147ZM223 155V154H222ZM21 156H23V155H21ZM25 156V155H24ZM30 156V155H29ZM38 156V155H37ZM42 156H45V155H42ZM54 156V155H53ZM88 156V155H87ZM89 156H91V155H89ZM133 156V155H132ZM131 156V157H132ZM209 155H207V157H208ZM211 156V155H210ZM215 156V155H214ZM217 156H218V154H217ZM217 156H215V157H217ZM246 156V155H245ZM16 157V156H15ZM47 157V156H46ZM45 157V158H46ZM49 157V156H48ZM52 157V156H51ZM55 157V156H54ZM56 157H57V154H56ZM56 157H55V159H56ZM63 157V156H62ZM65 157V156H64ZM86 157V156H85ZM96 157V156H95ZM107 157V156H106ZM118 157V156H117ZM163 157V156H162ZM226 157V156H225ZM244 157V156H243ZM247 157V156H246ZM252 157V156H251ZM254 157V156H253ZM252 157V158H253ZM20 158V157H19ZM34 158V159H35ZM44 158V157H43ZM58 158L60 159V157L58 156ZM57 158V160H59ZM87 158V157H86ZM85 158V159H86ZM116 158V157H115ZM120 158V157H119ZM145 158H147V156L145 157ZM144 158V159H145ZM153 158V157H152ZM205 158H206V156H205ZM217 158H219V157H217ZM217 158L216 159H214L215 160V162L216 161H218L217 160ZM222 158H224V156L222 157ZM23 159H24V157H23ZM28 159V158H27ZM27 159H24V160H27ZM29 159H30V157H29ZM37 159V158H36ZM35 159V160H36ZM41 159H42V157H41ZM40 159V160H41ZM47 159V158H46ZM73 159H75V158H73ZM81 159V158H80ZM84 159V158H83ZM89 159H91V158H89ZM120 159H122V158H120ZM137 159V158H136ZM148 159H149V156H148ZM150 159H151V157H150ZM149 159V160H150ZM208 159V158H207ZM211 159H213L212 157L210 158V160ZM221 159V158H220ZM259 159V158H258ZM20 160V159H19ZM23 160V161H24ZM30 160H33V158L32 159H30ZM42 160H45V159H42ZM94 160V159H93ZM119 160V159H118ZM132 160H134L135 161V158H133ZM132 160H130V162H132ZM142 160V159H141ZM148 160V161H149ZM224 160V159H223ZM227 160V159H226ZM39 161V160H38ZM53 161V160H52ZM63 161H66V158H65V160H64V158L62 159V162ZM70 161V160H69ZM74 161V160H73ZM82 161V160H81ZM80 161V162H81ZM91 161V160H90ZM111 161V160H110ZM120 161V160H119ZM126 161H127V159H126ZM166 161V160H165ZM205 161V160H204ZM247 161V160H246ZM20 162H22V161H20ZM25 162V161H24ZM30 162V161H29ZM35 162V161H34ZM34 162L32 163L33 165H34ZM45 162V161H44ZM60 162V161H59ZM72 162V161H71ZM75 162V161H74ZM74 162H72V163H74ZM77 162H78V159H77ZM80 162H78V163H80ZM87 162H88V160H87ZM104 162H106V161H104ZM117 162V161H116ZM129 162V163H130ZM152 162V161H151ZM211 162V161H210ZM38 163V162H37ZM67 162H65V164H66ZM114 163V162H113ZM118 163V162H117ZM200 163V162H199ZM26 164H28L29 165V163H26ZM50 164H52V163H50ZM54 164L55 163H53V166H54ZM62 164H64V163H62ZM77 164V163H76ZM82 164V163H81ZM108 164H110V162H108ZM111 164H112V161H111ZM114 164H116V163H114ZM133 164V163H132ZM160 164V163H159ZM256 164V163H255ZM18 165L19 164H17V167H18ZM38 165V164H37ZM40 165V164H39ZM43 165H45V164H43ZM47 165V164H46ZM57 165H59V164H57ZM61 165V164H60ZM68 165V164H67ZM131 165V164H130ZM147 165V164H146ZM242 165V164H241ZM36 166V165H35ZM53 166H51V167H53ZM110 166V165H109ZM112 166H113V164H112ZM121 166V165H120ZM184 166V165H183ZM215 166V165H214ZM23 167V166H22ZM25 167V166H24ZM29 167V166H28ZM37 167V166H36ZM46 167V166H45ZM44 167V168H45ZM48 167V166H47ZM46 167V168H47ZM50 167V166H49ZM77 167V166H76ZM80 167V166H79ZM88 167V166H87ZM113 167H115V165L113 166ZM126 167V166H125ZM131 167V166H130ZM139 167H140V165H139ZM148 167V166H147ZM174 167V166H173ZM226 167V166H225ZM35 168V167H34ZM65 168V167H64ZM129 168V167H128ZM191 168V167H190ZM21 169V168H20ZM33 169V168H32ZM36 169V168H35ZM51 169V168H50ZM74 169H77V168H74ZM192 169V168H191ZM18 170V169H17ZM29 170V169H28ZM42 170V169H41ZM53 170V169H52ZM58 170V169H57ZM67 170V169H66ZM129 170V169H128ZM141 170V169H140ZM156 170V169H155ZM242 170V169H241ZM261 170V169H260ZM22 171H23V169H22ZM31 171V170H30ZM71 171V170H70ZM73 171V170H72ZM83 171V170H82ZM82 171H80V172H82ZM87 171V170H86ZM85 171V172H86ZM89 172H91L90 170H88ZM87 171V172H88ZM116 171V170H115ZM126 171V170H125ZM258 171V170H257ZM32 172V171H31ZM43 172H45V171H43ZM47 172V171H46ZM53 172V171H52ZM58 172V171H57ZM104 172V171H103ZM112 172V171H111ZM120 172V171H119ZM142 172H143V169H142ZM141 172V173H142ZM30 173V172H29ZM33 173V172H32ZM42 173V172H41ZM41 173H39V174H41ZM50 173V172H49ZM84 173V172H83ZM114 173V172H113ZM118 173V172H117ZM124 173V172H123ZM15 174V173H14ZM25 174V173H24ZM38 174V173H37ZM36 174V175H37ZM72 174H73V172H72ZM76 174H77V172H76ZM87 174V173H86ZM106 174V173H105ZM255 174H256V172H255ZM257 174H258V172H257ZM12 175V174H11ZM19 175H21V173L19 174ZM30 175V174H29ZM43 175H45L44 173H43ZM50 175V174H49ZM51 175H52V173H51ZM50 175V176H51ZM58 175V174H57ZM79 175H81V174H79ZM89 175V174H88ZM98 175V174H97ZM139 175V174H138ZM212 175V174H211ZM213 175H215V174H213ZM249 175V174H248ZM252 175V174H251ZM250 175V176H251ZM34 176V175H33ZM46 176H48L47 174H46ZM71 176V175H70ZM69 176V177H70ZM94 176V175H93ZM109 176V175H108ZM112 176V175H111ZM181 176V175H180ZM246 176V175H245ZM41 178H42V176H40ZM39 177V178H40ZM45 177V176H44ZM55 177V176H54ZM89 177V176H88ZM183 177V176H182ZM186 176H184V178H185ZM21 178V177H20ZM36 178V177H35ZM40 178V179H41ZM58 178V177H57ZM56 178V179H57ZM71 178V177H70ZM92 178V177H91ZM99 178H102V177H99ZM262 178V177H261ZM13 179H15L14 177H13ZM19 179V178H18ZM30 178H28V181L29 182H31V180H29ZM37 179V178H36ZM47 179V178H46ZM55 179V180H56ZM93 179H95V178H93ZM106 180H108V177L107 178H105ZM135 179V178H134ZM144 179V178H143ZM142 179V180H143ZM150 179V178H149ZM200 179V178H199ZM11 180V179H10ZM33 180V179H32ZM42 180V179H41ZM45 180V179H44ZM43 180V181H44ZM49 180V179H48ZM59 180V179H58ZM57 180V181H58ZM67 180V179H66ZM73 180H75V179H73ZM76 180H78V178L76 179ZM98 180V179H97ZM129 180V179H128ZM132 180V179H131ZM137 180H138V177H137ZM261 180V179H260ZM264 180V179H263ZM12 181V180H11ZM16 181V183H17V180H15ZM46 181V180H45ZM94 181V180H93ZM105 181V180H104ZM187 181H188V179H187ZM245 181V180H244ZM10 182V181H9ZM13 182V181H12ZM11 182V183H12ZM47 182V181H46ZM51 182V181H50ZM64 182H66V181H64ZM84 182V181H83ZM86 182V181H85ZM85 182H84V184H85ZM137 182V181H136ZM190 182V181H189ZM262 182V181H261ZM35 184H37L36 182H34ZM39 183V182H38ZM45 183V182H44ZM53 183V182H52ZM73 183V182H72ZM72 183H70V184H72ZM80 183V182H79ZM98 183V182H97ZM104 183H106V182H104ZM103 183V184H104ZM108 183V182H107ZM135 183V182H134ZM15 184V183H14ZM31 184V183H30ZM65 183H63L62 185L64 186V188H65V185H64ZM69 184V185H70ZM74 184V183H73ZM77 184H78V182H77ZM82 184V183H81ZM80 184V185H81ZM113 184V183H112ZM165 184V183H164ZM213 184H214V182H213ZM249 184V183H248ZM10 185V184H9ZM20 185V184H19ZM18 185V186H19ZM27 185H28V183H27ZM68 185V186H69ZM245 185V184H244ZM250 185V184H249ZM248 185V186H249ZM11 186V185H10ZM15 186V185H14ZM16 186H17V184H16ZM17 186V187H18ZM23 186V185H22ZM30 186V185H29ZM35 187H33V188H38V186L36 187V185H34ZM40 186V185H39ZM51 186H52V184H51ZM51 186L49 185V187L51 188ZM53 186H54V184H53ZM74 186V185H73ZM75 186H77L76 184H75ZM87 186V185H86ZM112 186V185H111ZM115 186H117V185H115ZM115 186H114V189H115ZM122 186V185H121ZM120 186V187H121ZM126 186V185H125ZM124 186V187H125ZM251 186V185H250ZM256 186V185H255ZM17 187H14V188H17ZM44 187V186H43ZM47 187V186H46ZM57 187V186H56ZM82 187V186H81ZM93 187V186H92ZM98 187H100V186H98ZM110 187V186H109ZM126 187H129V186H126ZM132 187V186H131ZM221 187V186H220ZM252 187V186H251ZM251 187H250V189H251ZM10 188V187H9ZM8 188V189H9ZM20 188V187H19ZM18 188V189H19ZM32 188V187H31ZM54 188H55V186H54ZM118 188H119V186H118ZM187 188V187H186ZM191 188V187H190ZM227 188V187H226ZM39 189H41L40 187H39ZM71 189V188H70ZM77 189H78V187H77ZM82 189L85 191V189L82 187ZM104 189V188H103ZM103 189H101V191L103 190ZM108 189V188H107ZM106 189V190H107ZM111 189V188H110ZM113 189V190H114ZM10 191H11V189H9ZM23 190H25V189H23ZM46 190H48V191H51L52 192V190H49V188L48 189H46ZM66 190V189H65ZM64 190V191H65ZM68 190H69V188H68ZM89 190H91V189H89ZM125 191H126V189H124ZM166 190V189H165ZM192 190H193V188H192ZM14 191V190H13ZM13 191H11L12 193H13ZM56 191V190H55ZM54 191V192H55ZM73 191H74V189H73ZM77 191V190H76ZM80 191V190H79ZM115 191V190H114ZM121 191V190H120ZM260 191H261V189H260ZM5 192V191H4ZM35 192V191H34ZM39 192V191H38ZM53 192V193H54ZM58 192V191H57ZM61 192V191H60ZM104 192H106V191H104ZM110 192H112V191H110ZM119 192V191H118ZM190 192H192V191H190ZM189 192V193H190ZM216 192V191H215ZM7 192H5V194H6ZM14 193H19V192H14ZM23 193V192H22ZM27 193V192H26ZM25 193V194H26ZM47 193V192H46ZM45 193V194H46ZM50 193V192H49ZM48 193V194H49ZM52 193V194H53ZM114 192H112V194H113ZM117 193V192H116ZM115 193V195H117ZM123 193V192H122ZM121 193V194H122ZM172 193V192H171ZM182 193V192H181ZM186 193H188L187 191H186ZM210 193V192H209ZM257 193H259V192H257ZM3 194V193H2ZM41 194H42V192H41ZM51 194V195H52ZM106 194H108V193H106ZM105 194V195H106ZM141 194V193H140ZM169 194V193H168ZM214 194V193H213ZM260 194V193H259ZM262 194V193H261ZM8 195V194H7ZM12 195V194H11ZM19 195H20V193H19ZM23 195V194H22ZM21 195V196H22ZM35 195V194H34ZM43 195V194H42ZM67 195V194H66ZM76 195V194H75ZM87 195V194H86ZM103 194H101V196H102ZM111 195V194H110ZM123 195V194H122ZM129 195V194H128ZM127 195V196H128ZM170 195V194H169ZM179 195V194H178ZM14 196H15V194H14ZM17 196V195H16ZM15 196V198H18V197H16ZM20 196V197H21ZM27 196V195H26ZM25 196V197H26ZM28 196H30V193H29V195ZM55 196H56V192H55ZM60 196V195H59ZM69 196H71V195H69ZM77 196V195H76ZM83 196V195H82ZM112 196V195H111ZM143 196H144V194H143ZM254 196V195H253ZM4 197V196H3ZM11 197V196H10ZM12 197H13V195H12ZM11 197V198H12ZM35 197V196H34ZM36 197H37V195H36ZM40 197L41 196H39V199H40ZM61 197V196H60ZM66 197V196H65ZM75 197V196H74ZM80 197V196H79ZM105 197V196H104ZM107 197H109V195L107 196ZM131 197V196H130ZM133 197V196H132ZM139 197V196H138ZM165 197V196H164ZM163 197V198H164ZM11 198H8V199H11ZM32 198V197H31ZM48 198H54V196H52V197H48ZM67 198V197H66ZM65 198V199H66ZM81 198V197H80ZM112 198H114V195H113V197ZM121 198H122V196H121ZM124 198V197H123ZM126 198V197H125ZM136 198V197H135ZM168 198H170V197H168ZM168 198H166V199H168ZM22 199V198H21ZM38 199V198H37ZM43 200H41V201H44L45 199H44V197L42 198ZM64 199V200H65ZM78 199V198H77ZM117 199V198H116ZM127 199H129V197H127ZM137 199V198H136ZM144 199V198H143ZM257 199V198H256ZM261 199V198H260ZM262 199H263V197H262ZM13 200H14V198H13ZM20 200V199H19ZM24 200V199H23ZM27 199H25V201H26ZM28 200H29V198H28ZM27 200V201H28ZM33 200H34V198H33ZM36 200V199H35ZM48 200V199H47ZM55 200V199H54ZM59 200V199H58ZM70 200V199H69ZM69 200H67V201H69ZM94 200H96V199H94ZM109 200V199H108ZM111 200V199H110ZM138 200H141V199H139L138 198ZM192 200H194V199H192ZM200 200V199H199ZM6 201V200H5ZM12 201V200H11ZM40 201V202H41ZM46 201V200H45ZM60 201H61V199H60ZM60 201H58V202H60ZM100 201H102V199H100ZM116 201H118V200H116ZM137 201V200H136ZM135 201V202H136ZM142 202H143V200H141ZM201 201V200H200ZM200 201H198V202H200ZM10 202V201H9ZM36 203H38L37 201H35ZM47 202V201H46ZM51 202H52V200H51ZM50 202V203H51ZM54 202V201H53ZM58 202H56V203H58ZM63 202V201H62ZM65 202H66V200H65ZM64 202V203H65ZM76 202V201H75ZM83 202V201H82ZM110 202V201H109ZM121 202V201H120ZM123 202V201H122ZM121 202V203H122ZM126 202V201H125ZM129 202H131V201H129ZM133 203H134V201H132ZM131 202V204L130 205H132L133 203ZM184 202V201H183ZM196 202V201H195ZM225 202V201H224ZM17 203H19L18 201H17ZM23 203H24V201H23ZM29 203V202H28ZM43 203V202H42ZM55 202L53 203V204H56ZM78 203V202H77ZM141 202H139V203H137L138 205L140 204ZM231 203V202H230ZM255 203H257L256 201H255ZM4 204V203H3ZM12 204V203H11ZM21 204V203H20ZM20 204H15L16 206H18V207H20L19 205ZM41 204V203H40ZM73 204H76V203H73ZM72 204V205H73ZM79 204V203H78ZM88 205H89V203H87ZM93 204V203H92ZM99 204V203H98ZM97 204V205H98ZM103 204V203H102ZM109 204H111V203H109ZM113 204V203H112ZM111 204V205H112ZM116 204V203H115ZM117 204H119V203H117ZM128 204V205H129ZM229 204V203H228ZM263 204H264V202H263ZM263 204H258L255 208H254V210L253 209H250V210H248V215H247V217H246V219H241L242 221H244L245 222V230H244V232L242 231V230H240V228L239 229H236L235 228V230H233V232L229 229V227L227 226V225H224L221 229H220V231H218V233H216L217 235H213V234H208V236H207V238L205 239V240H201L200 242H198V243H194V241H193V244L191 245V246H188L187 248L188 249H181L180 251L179 250H174L173 251V253H172V256L169 258L170 259V263H166V264H186V261L187 262H189V263H187V264H264V205ZM15 205H13V206H15ZM22 205V204H21ZM33 205H34V202H33ZM37 205V204H36ZM43 205V204H42ZM44 205H45V203H44ZM48 208H49V202H48ZM60 205V204H59ZM67 205V204H66ZM77 205V204H76ZM81 205V204H80ZM105 205H107V204H105ZM123 205V204H122ZM125 205V204H124ZM129 205V206H130ZM135 205V204H134ZM144 205V204H143ZM171 205V204H170ZM218 205H219V203H218ZM251 205V204H250ZM254 205V204H253ZM1 206H3V205H1ZM10 206V205H9ZM24 206H26V205H24ZM30 205L28 204V209L30 208L29 207ZM46 206V205H45ZM44 206V207H45ZM56 206V205H55ZM71 206V205H70ZM75 206V205H74ZM110 206V205H109ZM119 206V205H118ZM158 206V205H157ZM11 207V206H10ZM10 207H9V209H10ZM22 207V206H21ZM38 206H36V208H37ZM39 207H41V205H39ZM43 207V206H42ZM51 207V206H50ZM65 207V206H64ZM92 208H93V206H91ZM95 207V209H96V206H94ZM115 207V206H114ZM120 207V206H119ZM118 207V208H119ZM127 207V206H126ZM132 207V206H131ZM159 207V206H158ZM227 207V206H226ZM1 208H4V207H1ZM14 208V207H13ZM27 208H25V209H27ZM32 208H33V206H32ZM32 208H31V211H32ZM66 208V207H65ZM72 208V207H71ZM99 208V207H98ZM133 208V207H132ZM136 208V207H135ZM157 208V207H156ZM160 208H161V206H160ZM15 209H16V207H15ZM20 209V208H19ZM34 209H35V206H34V208H33V212H34ZM39 209V208H38ZM52 209L53 208H51V210H50V208H49V210H50V212L52 211ZM60 209V208H59ZM67 209V208H66ZM70 209V208H69ZM80 209V208H79ZM79 209H77V210H79ZM89 209V208H88ZM88 209H86V211L88 210ZM111 209V208H110ZM138 209V208H137ZM209 209V208H208ZM2 210V209H1ZM20 210H22V209H20ZM37 210V209H36ZM35 210V211H36ZM40 210V209H39ZM45 210H47V209H45ZM44 210V211H45ZM48 210V211H49ZM56 209H54V211H55ZM81 210H83V208L81 209ZM98 210H100V209H98ZM135 210V209H134ZM133 210V211H134ZM155 210V209H154ZM176 210H178V207L177 206H175V205H172V206H168L167 207V210H165V212H164V214L165 215H167V218H165L164 220H166V223H167V226L168 227H166V229L168 228V230H170V232H173V229L175 228V223H176V221H175V217H176V214H177V212H176ZM194 210V209H193ZM4 211V210H3ZM3 211H2V213H3ZM12 211V210H11ZM24 210H22V212H23ZM62 211V210H61ZM80 211V210H79ZM93 211H95V210H93ZM100 211H102V210H100ZM99 211V212H100ZM107 211H109V209L107 210ZM121 211V210H120ZM146 211V210H145ZM1 212V211H0ZM7 212H9V211H7ZM18 212H20L19 210H18ZM26 212V211H25ZM24 212V214H26L27 212H29L30 213V211H27L26 213ZM57 212V210L55 211V213ZM71 212V211H70ZM73 212H74V209H73ZM81 212V211H80ZM92 212V211H91ZM98 212V213H99ZM103 212H106V211H103ZM111 212H112V210H111ZM117 213H119L118 211H116ZM140 212V211H139ZM239 212V211H238ZM5 213V212H4ZM17 213V212H16ZM41 213V212H40ZM43 213V212H42ZM54 213V212H53ZM58 213V212H57ZM57 213H56V215H57ZM64 213H66V211L64 212ZM86 213V212H85ZM97 213V212H96ZM97 213V214H98ZM129 213V212H128ZM131 213H132V211H131ZM130 213V214H131ZM154 213H156V212H154ZM11 214V213H10ZM14 214V213H13ZM12 214V215H13ZM34 215H35V213H33ZM48 214H50V213H48ZM68 214H70L69 212H68ZM92 214V213H91ZM101 214V213H100ZM105 213H103V215H104ZM106 214H108V213H106ZM129 214V215H130ZM141 214V213H140ZM239 214H241L240 212H239ZM5 215H8V214H5ZM20 215H23V213H21L20 212ZM19 215V216H20ZM26 215H28V214H26ZM39 215V214H38ZM41 215V214H40ZM55 215V216H56ZM77 215V214H76ZM85 215H87V214H85ZM85 215H84V217H85ZM110 214H108V215H106L107 217L109 216ZM114 215V214H113ZM121 215V214H120ZM125 215H127V214H125ZM156 215V214H155ZM158 215V214H157ZM165 215H164V217H165ZM197 215V214H196ZM3 216H4V214H3ZM31 216V215H30ZM29 216V217H30ZM37 216V215H36ZM55 216H54V218H55ZM70 216H71V214H70ZM82 216V215H81ZM89 216V215H88ZM102 216V215H101ZM105 216V217H106ZM117 216V215H116ZM124 216V215H123ZM122 216V217H123ZM131 216V215H130ZM132 216H133V214H132ZM137 216V215H136ZM241 216V215H240ZM15 217H17L16 215H15ZM15 217H13V218H15ZM21 217V216H20ZM27 217V216H26ZM43 217V216H42ZM65 217V216H64ZM91 217V216H90ZM135 217V216H134ZM2 218V217H1ZM24 218V217H23ZM28 218V217H27ZM25 219V220H28V219ZM37 218V217H36ZM44 218V217H43ZM48 218H51V215L50 216H48ZM57 219H58V216L56 217ZM82 218V217H81ZM96 218V217H95ZM108 218H111V217H108ZM113 218V217H112ZM128 218V217H127ZM126 218V219H127ZM227 218H228V216H227ZM12 219V218H11ZM35 218H33V220H34ZM38 219V218H37ZM36 219V220H37ZM42 219V218H41ZM46 218H44V220H45ZM52 219V218H51ZM50 219V220H51ZM61 219V218H60ZM97 219V218H96ZM101 219V218H100ZM107 219V218H106ZM134 219V218H133ZM132 219V220H133ZM147 219V218H146ZM154 219H155V217H154ZM225 219V218H224ZM237 219V218H236ZM2 220H4V218L2 219ZM29 220H31V219H29ZM35 220V221H36ZM39 220V219H38ZM43 220V221H44ZM53 220V219H52ZM142 220V219H141ZM152 220V219H151ZM177 220V219H176ZM179 220H180V218H179ZM182 220V219H181ZM183 220H184V218H183ZM187 220V219H186ZM209 220V219H208ZM227 220V219H226ZM9 220H7V222H8ZM11 221V220H10ZM14 221V220H13ZM17 221H20V219L19 220H17ZM46 221V220H45ZM48 221V223H49V219L47 220ZM56 221V220H55ZM54 221V222H55ZM66 221V218H65V220H64V222ZM72 221H73V219H72ZM84 221H86V218H85V220ZM102 220H100V222H101ZM111 221H113V220H111ZM128 221V220H127ZM140 221V220H139ZM159 221V220H158ZM157 221V222H158ZM6 222V221H5ZM12 222V221H11ZM22 222H24V224H25V221H22ZM27 222H29V221H27ZM52 222L53 221H51L49 224H51V225H53L54 224V226H55V223L57 222H55V223H53L52 224ZM67 222V221H66ZM98 222V221H97ZM117 222V221H116ZM119 222V221H118ZM120 222H122V221H120ZM135 222V221H134ZM151 222H153L154 223V221L152 220ZM150 222V223H151ZM159 222H161V224H162V222L163 221H159ZM178 222V221H177ZM181 222V221H180ZM231 221H229V223H230ZM10 223V222H9ZM33 223V222H32ZM36 223V222H35ZM38 223V222H37ZM36 223V224H37ZM111 223V222H110ZM113 223V222H112ZM125 223V222H124ZM130 223V222H129ZM139 223V222H138ZM141 223V222H140ZM139 223V224H140ZM201 223V222H200ZM236 223H238V221L236 222ZM247 223V224H246ZM248 223H250V225H248ZM6 224V223H5ZM4 224V225H5ZM20 224V223H19ZM27 224V223H26ZM43 224V223H42ZM45 224V223H44ZM77 224V223H76ZM103 224V223H102ZM134 224V223H133ZM142 224V223H141ZM157 224V223H156ZM160 224V225H161ZM214 224V223H213ZM215 224H217V223H215ZM17 225V224H16ZM28 225H29V223H28ZM27 225V226H28ZM32 226H33V224H31ZM31 225H30V227H31ZM35 225V224H34ZM58 225H60L59 223H58ZM74 225H75V223H74ZM82 225H83V223H82ZM98 225H100V223L98 224ZM104 225V224H103ZM121 225H123V224H121ZM128 225V224H127ZM131 226H132V224H130ZM143 225V224H142ZM157 225H159V224H157ZM166 225V224H165ZM36 226V225H35ZM38 226H39V223H38ZM47 226V225H46ZM68 226V225H67ZM70 226H72V225H70ZM108 226H110L109 224H108ZM124 226V225H123ZM136 226H138V225H136ZM177 226V225H176ZM181 226V225H180ZM205 226V225H204ZM21 227V226H20ZM26 227V226H25ZM34 227V226H33ZM55 227H59V226H55ZM73 227V226H72ZM75 227H77V225L75 226ZM88 227V226H87ZM118 227V226H117ZM144 227V226H143ZM142 227V228H143ZM152 227V226H151ZM200 227V226H199ZM16 228V227H15ZM14 228V229H15ZM29 228V227H28ZM61 228H62V226H61ZM69 228H71V227H69ZM81 228H83V226L81 227ZM104 228V227H103ZM126 228H128V226L126 227ZM140 228V227H139ZM141 228V229H142ZM153 228H155V227H153ZM158 228V227H157ZM202 228V227H201ZM209 228V227H208ZM17 229L19 230V227H17L15 230H13V231H15V233H16V231H17ZM25 229V228H24ZM23 229V230H24ZM27 229V228H26ZM25 229V230H26ZM32 228H30V230H31ZM36 229V228H35ZM39 229V228H38ZM65 229H66V227H65ZM79 229V228H78ZM87 229V228H86ZM108 229V228H107ZM111 229V228H110ZM134 229V228H133ZM148 229H149V227H148ZM163 229V228H162ZM189 229V228H188ZM212 229V228H211ZM211 229H209V230H211ZM219 229V228H218ZM29 230V229H28ZM29 230V231H30ZM33 230V229H32ZM31 230V231H32ZM42 231H43V228L41 229ZM55 230H56V228H55ZM54 230V231H55ZM57 230H58V228H57ZM72 230V229H71ZM74 230V229H73ZM75 230H77V228L75 229ZM75 230H74V234H75ZM80 230V229H79ZM85 230V229H84ZM103 230V229H102ZM102 230H101V232H102ZM112 230V229H111ZM122 230V229H121ZM138 230V229H137ZM136 230V231H137ZM150 230V229H149ZM165 230V229H164ZM175 230V229H174ZM201 230V229H200ZM91 231V230H90ZM90 231H85V232H90ZM107 231V230H106ZM109 231V230H108ZM115 231V230H114ZM142 231V230H141ZM152 231V235L154 234V230H151ZM214 231V230H213ZM19 233H20V231H18ZM33 232V231H32ZM38 232V231H37ZM37 232H36V234H37ZM51 232H53V231H51ZM55 232H58V231H55ZM63 232V231H62ZM79 232V231H78ZM81 232V231H80ZM79 232V233H80ZM84 232V231H83ZM82 232V233H83ZM105 232V231H104ZM119 232V231H118ZM133 232V231H132ZM135 232V231H134ZM143 232V231H142ZM155 232H156V230H155ZM168 232V231H167ZM169 232V233H170ZM180 232V231H179ZM28 235H29V233L28 232H26ZM26 233H25V235H24V232H23V235L24 236H27L26 235ZM69 233V232H68ZM77 233V232H76ZM93 233H95V231L93 232ZM108 233V232H107ZM120 233V232H119ZM137 233V232H136ZM160 233V232H159ZM12 234V233H11ZM30 234H31V232H30ZM35 234V235H36ZM41 234V233H40ZM83 234H85V233H83ZM88 234V233H87ZM109 234V233H108ZM139 234V233H138ZM142 235H143V233H141ZM140 234V235H141ZM148 234H150V231H149V233ZM156 234V233H155ZM158 234V233H157ZM157 234H156V236H157ZM162 234V233H161ZM193 234V233H192ZM16 235H19V234H16ZM16 235L14 236V237H16ZM22 235V234H21ZM20 235V236H21ZM34 235V234H33ZM33 235H31L34 239H35V237L33 236ZM55 235V234H54ZM57 235V234H56ZM63 235V234H62ZM66 235V234H65ZM110 235V234H109ZM113 235V234H112ZM115 235V234H114ZM5 236V235H4ZM30 236V235H29ZM37 236V235H36ZM38 236H39V234H38ZM41 237H42V235H40ZM72 236V235H71ZM74 236V235H73ZM86 236V235H85ZM85 236H83V237H85ZM121 236V235H120ZM127 236V235H126ZM129 236V235H128ZM147 236V235H146ZM165 236V235H164ZM189 236V235H188ZM192 236V235H191ZM195 236V235H194ZM11 237V236H10ZM13 237V238H14ZM59 237V236H58ZM68 237H70V235L68 236ZM79 237V236H78ZM87 237V236H86ZM91 237V236H90ZM93 237V236H92ZM95 237H97L96 235H95ZM116 237V236H115ZM115 237H113V238H115ZM117 237H119V235L117 236ZM122 237V236H121ZM139 237V236H138ZM150 237H151V235H150ZM153 238H154V236H152ZM159 237V236H158ZM157 237V238H158ZM166 237H167V235H166ZM169 237V236H168ZM167 237V238H168ZM4 238V237H3ZM8 237H6L5 239H7ZM43 238V237H42ZM52 237H50L49 239H51ZM62 238V237H61ZM71 238V237H70ZM75 238V237H74ZM73 238V239H74ZM98 238V237H97ZM120 238V237H119ZM123 238V237H122ZM129 238H131V236L129 237ZM140 238V237H139ZM146 238H148V236L146 237ZM181 238V237H180ZM15 239V238H14ZM13 239V240H14ZM37 239V238H36ZM46 239V238H45ZM59 239V238H58ZM64 239H65V237H64ZM88 239V238H87ZM108 239L110 240L111 238H109L108 237ZM107 239V240H108ZM197 239V238H196ZM200 239V238H199ZM3 240V239H2ZM54 240V239H53ZM53 240L50 242V243H52L53 242ZM56 240V239H55ZM55 240H54V242H55ZM61 240V239H60ZM66 240V239H65ZM85 240V239H84ZM92 240V239H91ZM130 240V239H129ZM150 241H151V239H149ZM148 240V241H149ZM170 241H171V243H170V241L169 242H166L167 244H171L170 246H175L176 245V243H178L177 242V240H178V238H177V240L176 239H174V237H170V239H169ZM7 241V240H6ZM5 241V242H6ZM10 241V240H9ZM15 241V240H14ZM14 241L12 242L13 244L12 245H14L15 243H14ZM17 241V240H16ZM43 241H44V239H43ZM48 241V240H47ZM86 241V240H85ZM94 240H92V242H93ZM98 241V240H97ZM131 241V240H130ZM144 241V240H143ZM164 241H166V239L164 240ZM163 241V242H164ZM183 241V240H182ZM1 242V241H0ZM11 242V241H10ZM29 242V241H28ZM32 242V241H31ZM45 242V241H44ZM57 242H58V240H57ZM57 242H55V243H57ZM72 242V241H71ZM115 242V241H114ZM113 241H112V243H114ZM152 242H154L153 241V239H152ZM152 242H151V244H152ZM160 242V241H159ZM162 242V241H161ZM185 242V241H184ZM17 243V242H16ZM41 243V242H40ZM49 243V242H48ZM54 243V244H55ZM66 243V242H65ZM64 243V244H65ZM68 243H69V241H68ZM73 243V242H72ZM100 243V242H99ZM102 243H104L105 244V242H102ZM101 243V244H102ZM109 243V242H108ZM117 243V242H116ZM123 243V242H122ZM127 243V242H126ZM137 243H138V241H137ZM157 243H158V240H157ZM8 244V243H7ZM20 244H21V242H20ZM32 244V243H31ZM33 244H35V243H33ZM38 244H39V241H38ZM37 244V245H38ZM42 244V243H41ZM53 244V243H52ZM51 244V245H52ZM62 245H63V243H61ZM70 244V243H69ZM68 244V245H69ZM118 244V243H117ZM135 244V243H134ZM133 244V245H134ZM150 244V245H151ZM159 244V243H158ZM157 244V245H158ZM166 244V245H167ZM179 244V243H178ZM184 244H186V242L184 243ZM0 245H2V244H0ZM9 245H11L10 243H9ZM56 245V244H55ZM71 245V244H70ZM111 245V244H110ZM114 245H116V244H114ZM122 245V244H121ZM132 245V246H133ZM149 245V244H148ZM149 245V246H150ZM154 245H156V244H154ZM163 247H164V245L163 244H161ZM79 246H80V243H79ZM117 246V245H116ZM135 246H136V244H135ZM169 246V245H168ZM177 246H181V245H177ZM9 247V246H8ZM7 247V248H8ZM25 247V246H24ZM33 247V246H32ZM31 247V248H32ZM39 248H40V246H38ZM43 247V246H42ZM41 247V248H42ZM52 247V246H51ZM58 247V246H57ZM69 247V246H68ZM71 247V246H70ZM74 247V246H73ZM83 247V246H82ZM110 247V246H109ZM134 247V246H133ZM152 248H153V246H151ZM157 247V246H156ZM156 247H154V248H156ZM163 247H161V248H163ZM4 248V247H3ZM20 248V247H19ZM18 248V249H19ZM26 248V247H25ZM25 248L23 249V251L25 250ZM61 248V247H60ZM64 248V247H63ZM81 248V247H80ZM100 248V247H99ZM107 248V247H106ZM119 249L121 248V247H118ZM117 248V249H118ZM152 248H149L148 246H146V247H144L141 251H140V256H142V257H144V261L142 262V263H139V259L138 260H136V262H135V264H148V263H152L153 261H154V259H155V257H154V255H152L151 253H152V251H151V249ZM159 248H160V246H159ZM165 248V247H164ZM167 248V247H166ZM178 248V247H177ZM184 248V247H183ZM6 249V248H5ZM29 249V248H28ZM33 249V248H32ZM72 249H74V248H72ZM84 249V248H83ZM104 249V248H103ZM109 249V248H108ZM107 249V250H108ZM112 249V248H111ZM114 249H115V247H114ZM169 249H170V247H169ZM3 250V249H2ZM9 250V249H8ZM21 249H19V251H20ZM30 250V249H29ZM38 250V249H37ZM52 250H54L53 248H52ZM64 250H66V249H64ZM63 250V251H64ZM78 250V249H77ZM86 250V249H85ZM105 250V249H104ZM104 250H102V251H104ZM110 250V249H109ZM122 250V249H121ZM132 250V249H131ZM166 250V249H165ZM13 251H16L15 249H13ZM32 251V250H31ZM33 251H34V249H33ZM40 251V250H39ZM61 251H62V249H61ZM60 251V252H61ZM62 251V252H63ZM67 251H69V250H67ZM81 251V250H80ZM106 251V250H105ZM116 251V250H115ZM126 251V250H125ZM130 251V250H129ZM154 251H156V249H154ZM160 251H161V249H160ZM167 251V250H166ZM166 251H164V252H166ZM7 252V251H6ZM22 252V251H21ZM28 252H30V251H28ZM61 252V253H62ZM117 252V251H116ZM169 252V251H168ZM2 253V252H1ZM10 253V252H9ZM42 253V251L40 252V254ZM49 253V252H48ZM53 253V252H52ZM57 253V252H56ZM59 253V252H58ZM60 253V254H61ZM80 253H83V252H80ZM115 253V252H114ZM132 253V252H131ZM7 254V253H6ZM13 254V253H12ZM24 254V253H23ZM22 254V255H23ZM26 254V253H25ZM28 254H30V259L32 258L31 257V254H33L32 252H30V253H28ZM71 254H72V252H71ZM74 254V253H73ZM113 254V253H112ZM133 254V253H132ZM160 254V253H159ZM168 254V253H167ZM10 255H11V253H10ZM34 255V254H33ZM43 255V254H42ZM65 255V254H64ZM69 255H70V252H69ZM81 255V254H80ZM89 255V254H88ZM109 255V254H108ZM111 255V254H110ZM7 256V255H6ZM12 256V255H11ZM13 256H14V258H17V257H15L16 255L15 254H13ZM25 256V255H24ZM35 256V255H34ZM38 256H40V255H38ZM46 256H47V253H46ZM45 256V257H46ZM49 256V255H48ZM51 257H53L52 255H50ZM66 256V255H65ZM64 256V257H65ZM72 256V255H71ZM74 256V255H73ZM72 256V257H73ZM79 256V255H78ZM77 256V254H76V257H78ZM112 256V255H111ZM124 256V255H123ZM160 256V255H159ZM162 256H164V254H162ZM1 257V256H0ZM3 257V256H2ZM8 257H9V255H8ZM60 257H61V255H60ZM63 257V256H62ZM75 257V258H76ZM107 257V256H106ZM116 257V256H115ZM165 257V256H164ZM10 258H12V257H10ZM24 258H26V256L24 257ZM36 258H37V256H36ZM38 258H40V257H38ZM44 258V257H43ZM55 258V257H54ZM66 258H67V256H66ZM65 258V259H66ZM71 258V257H70ZM79 258V257H78ZM77 258V259H78ZM114 258V257H113ZM13 259V258H12ZM29 259V260H30ZM45 260H46V258H44ZM64 259V258H63ZM105 259V258H104ZM124 259V258H123ZM123 259H120V260H123ZM162 259V258H161ZM18 260H20V259H18ZM25 260V259H24ZM24 260H23V262H24ZM28 260V259H27ZM27 260H26V262H27ZM29 260H28V262H29ZM40 260V259H39ZM44 260V261H45ZM49 260H50V258H49ZM166 260V259H165ZM5 261V260H4ZM17 261V260H16ZM52 261V260H51ZM73 261V260H72ZM75 261H77V260H75ZM10 262H12V261H10ZM50 262V261H49ZM52 262H54V261H52ZM7 263V262H6ZM21 263V262H20ZM43 263V262H42ZM45 263V262H44ZM55 264H57L56 262H54ZM53 263V264H54ZM60 263V262H59ZM58 263V264H59ZM5 264V263H4ZM24 264V263H23ZM50 264H52V263H50Z\"/></svg>",
  "mask_w": 264,
  "mask_h": 264
}]
</instances>
